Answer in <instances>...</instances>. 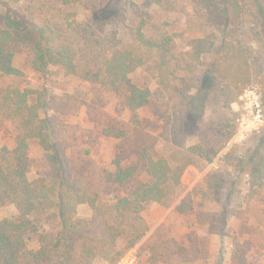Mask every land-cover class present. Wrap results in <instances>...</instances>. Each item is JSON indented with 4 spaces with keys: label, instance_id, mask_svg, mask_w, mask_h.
I'll return each mask as SVG.
<instances>
[{
    "label": "rangeland",
    "instance_id": "obj_1",
    "mask_svg": "<svg viewBox=\"0 0 264 264\" xmlns=\"http://www.w3.org/2000/svg\"><path fill=\"white\" fill-rule=\"evenodd\" d=\"M142 2L0 0V24L7 12L18 11L31 24L50 29L56 43L69 44L77 55L74 73L66 74L58 66L41 73L32 69L28 47L14 46L13 66L22 74H0V147L12 152L23 134L20 119L4 105L3 96L25 92L28 103L44 106V116L51 117L60 129L72 183L105 205L135 188L138 181L149 180L142 172L127 186L110 185L104 172L113 171L117 161L124 167L136 165L140 150L148 148L174 167L188 147L201 146L212 160L194 157L183 170L179 185L168 189L164 201L148 203L143 212L146 234L117 264H240V258L247 264H264V185L251 189L249 176L239 165L264 133V119H255L252 106L255 96L260 97L264 70L260 62L264 36L252 29L253 4H245L242 18L244 41L253 48V82L242 92L224 80L211 81L204 69L190 72L184 68L191 41L212 30L192 1L175 0L169 12L157 7L142 31L154 39L159 33H172L176 56L184 67L174 65L168 90L159 83L157 59L131 73L133 84L152 93L149 104L135 115L126 107L127 92L103 89L85 75L97 70V57L107 52L113 32L123 43L135 41L141 19L132 3L137 7ZM78 26L87 30L75 28ZM105 128L126 135L107 136ZM28 151L29 178L46 176L49 165L38 139H28ZM47 181L55 186L59 183ZM184 200L189 201L187 212L178 208ZM16 214L13 205L0 209L1 218ZM91 214L87 205L77 206L79 217ZM45 218L37 222L41 232L56 225ZM28 237L29 246L37 248L39 236ZM123 245L124 240H120L119 247ZM95 264L108 263L99 258Z\"/></svg>",
    "mask_w": 264,
    "mask_h": 264
},
{
    "label": "trees",
    "instance_id": "obj_2",
    "mask_svg": "<svg viewBox=\"0 0 264 264\" xmlns=\"http://www.w3.org/2000/svg\"><path fill=\"white\" fill-rule=\"evenodd\" d=\"M191 1L212 30L191 41L185 67L176 56L172 33H159L154 39L142 31L157 7L169 12L174 9L175 0H143L138 8L132 3L135 14L141 19L135 41L123 43L117 38V32H113L108 39L107 52L97 57V70L87 72L86 78L108 91L127 92L126 107L135 115L149 104L152 93L147 87L133 84L130 74L156 59L159 83L166 90L174 65H181L190 72L194 68L204 69L211 81L224 80L242 92L253 82V48L243 38L245 4H253L252 29L264 36V0ZM75 28L87 30L81 26ZM55 40L50 29L31 24L18 11L7 12L0 24V74H22L13 66V48L18 44L28 47L30 65L35 71L46 73L50 66H58L66 74L74 73L77 70L75 50ZM260 50L264 69V38ZM14 94H4V105L8 104L14 116L20 119L23 134L12 152L6 146L0 147V209L13 205L17 214L0 217V264H95L99 258L108 264H117L146 234L148 226L143 212L148 203L163 202L168 189L179 185L183 170L193 163L194 157L212 160L203 147L192 145L172 167L167 158L155 157L148 148L141 149L138 164L124 167L117 161L113 171L105 170V180L112 186H127L142 172L149 180L138 181L135 188L113 203L102 205L95 195L79 191L72 183L60 129L51 117L44 116V106L29 104L25 92L15 91ZM259 94L264 118V70ZM103 133L111 137L126 135L115 128H105ZM29 138L38 139L49 165L47 175L34 180L28 175ZM239 165L246 170L251 189L264 185V133ZM48 179L59 183L55 186L48 183ZM79 205H87L92 210L89 218L77 215ZM188 206L189 201L184 200L179 211L187 212ZM44 216L56 225L41 232L37 222H42ZM29 234L39 236L37 248L29 246ZM120 240H124L122 247H119ZM239 263L247 264V261L240 258Z\"/></svg>",
    "mask_w": 264,
    "mask_h": 264
},
{
    "label": "built area",
    "instance_id": "obj_3",
    "mask_svg": "<svg viewBox=\"0 0 264 264\" xmlns=\"http://www.w3.org/2000/svg\"><path fill=\"white\" fill-rule=\"evenodd\" d=\"M252 106L254 108L255 119L257 121L261 122L262 118H263V112H262V106H261L260 98H258V96H255V100H254V102H252Z\"/></svg>",
    "mask_w": 264,
    "mask_h": 264
}]
</instances>
